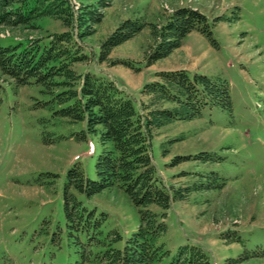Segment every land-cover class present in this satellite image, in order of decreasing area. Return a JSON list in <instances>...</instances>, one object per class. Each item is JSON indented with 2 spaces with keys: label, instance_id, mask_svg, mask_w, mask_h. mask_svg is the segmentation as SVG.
Instances as JSON below:
<instances>
[{
  "label": "rangeland",
  "instance_id": "rangeland-1",
  "mask_svg": "<svg viewBox=\"0 0 264 264\" xmlns=\"http://www.w3.org/2000/svg\"><path fill=\"white\" fill-rule=\"evenodd\" d=\"M183 7L205 14L212 36L194 30L171 55L147 66L145 56L157 41L153 28L159 32ZM103 12L96 33L80 40L88 58L77 65L79 71L110 76L137 103L144 99L142 86L155 80L160 70L185 68L221 75L231 84V113L207 108L199 119L179 121L156 132L152 153L164 182L174 188L200 187L169 209L168 231L161 241L170 254L159 264H170L182 244L200 245L211 264H228L229 258L240 256H247L240 264H264V0H113ZM137 18L147 26L110 57L140 68L99 62L100 42L124 20ZM64 29L60 20L51 17L33 26L0 25V43L47 41ZM40 89L37 85L16 89L0 78V264H103L81 261L68 237L63 208L66 173L75 161H82L86 174L95 177V140L44 144L40 117L48 112L34 107L35 98H44ZM80 127L63 122L50 128L67 133ZM181 134L185 139L170 146L164 156L161 142ZM202 151L213 153L215 159L169 165L176 155ZM213 180L214 188L206 189ZM85 201L108 214L105 231L117 229L126 239L139 226L138 208L118 188ZM124 241L118 245L122 247Z\"/></svg>",
  "mask_w": 264,
  "mask_h": 264
},
{
  "label": "trees",
  "instance_id": "trees-1",
  "mask_svg": "<svg viewBox=\"0 0 264 264\" xmlns=\"http://www.w3.org/2000/svg\"><path fill=\"white\" fill-rule=\"evenodd\" d=\"M113 0H0V25H34L51 17L65 29L49 35L47 41L35 39L27 44L0 43V78L19 89L39 86L44 98H35V109L46 110L40 117L42 138L46 145L74 139L95 140V177L86 174L82 161L67 170L63 187V208L68 237L77 247L81 261L103 264H159L170 250L162 238L168 231V211L175 201L185 200L200 187L168 186L157 171L153 158L156 132L181 121L203 116L207 108L233 110L230 81L221 75L209 76L189 70L156 72L155 80L146 82L138 103L110 76L97 71H79L77 65L88 55L80 40L96 33L103 21V10ZM75 6H79L77 9ZM141 19H126L99 45L97 60L111 66L123 64L137 68L129 60L111 59L113 50L143 31ZM155 27V25H153ZM194 30L208 36L213 32L205 14L192 7L177 9L159 32L153 28L155 44L145 58L147 66L168 57L183 45ZM138 67L137 69H139ZM77 126L67 133L52 130L60 123ZM183 134L161 142L163 155L170 146L183 141ZM213 161L214 154L202 151L176 155L169 165L187 160ZM53 173L47 172L50 176ZM214 177L217 173H212ZM55 179L52 183H55ZM215 180L204 186L214 188ZM224 183L219 186L223 187ZM118 188L128 195L139 210L140 223L126 239L117 229L105 231L108 214L87 199L107 189ZM124 241L120 247L118 243ZM241 241V238H237ZM245 257H232L228 264H240ZM170 264H211L210 257L197 244H182Z\"/></svg>",
  "mask_w": 264,
  "mask_h": 264
},
{
  "label": "built area",
  "instance_id": "built-area-1",
  "mask_svg": "<svg viewBox=\"0 0 264 264\" xmlns=\"http://www.w3.org/2000/svg\"><path fill=\"white\" fill-rule=\"evenodd\" d=\"M74 3H76V2H74Z\"/></svg>",
  "mask_w": 264,
  "mask_h": 264
}]
</instances>
